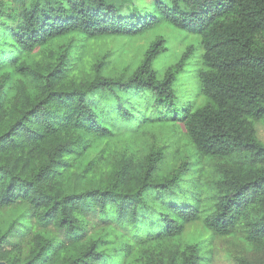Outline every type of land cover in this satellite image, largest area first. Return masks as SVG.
<instances>
[{
	"label": "trees",
	"instance_id": "trees-1",
	"mask_svg": "<svg viewBox=\"0 0 264 264\" xmlns=\"http://www.w3.org/2000/svg\"><path fill=\"white\" fill-rule=\"evenodd\" d=\"M258 122L264 0H0V261L264 264Z\"/></svg>",
	"mask_w": 264,
	"mask_h": 264
},
{
	"label": "rangeland",
	"instance_id": "rangeland-1",
	"mask_svg": "<svg viewBox=\"0 0 264 264\" xmlns=\"http://www.w3.org/2000/svg\"><path fill=\"white\" fill-rule=\"evenodd\" d=\"M108 1L113 2L117 5H120V3H121V0H108ZM136 1L138 4L144 5L145 8L148 10V9L152 8V5L154 4V2L156 0H136ZM169 33H170V36L172 37V40H173V48L177 51L182 50L187 44V41L183 38L184 33L181 31H178V30H175L174 32L169 30ZM138 43L143 44V43H145V40H140ZM119 44H120V42H117L115 40L114 41H107V42L104 41V42H101L98 44L100 46L95 45V47L96 48L114 49V48L118 47ZM128 49L131 50L129 46H128ZM203 101H204V99L201 97L199 99L197 105L202 104ZM257 130H258L259 138L264 142V124H263V122L257 123ZM33 226H34V223H33ZM32 227L28 231H26V233H23L24 236L20 235L19 238L23 239V241H27L29 239V237L33 234V232L35 231V229H33ZM193 232H195V229L190 230L188 235L193 234ZM15 239L17 240V237H15ZM230 252L232 255L229 254ZM241 254L242 253L239 251V249H237L233 246H229V244L224 242V241L219 242L218 243V253H217V257H216V264H234L233 260L230 258L234 257V255L239 256Z\"/></svg>",
	"mask_w": 264,
	"mask_h": 264
},
{
	"label": "water",
	"instance_id": "water-1",
	"mask_svg": "<svg viewBox=\"0 0 264 264\" xmlns=\"http://www.w3.org/2000/svg\"><path fill=\"white\" fill-rule=\"evenodd\" d=\"M0 264H7V262H5V261H0Z\"/></svg>",
	"mask_w": 264,
	"mask_h": 264
}]
</instances>
